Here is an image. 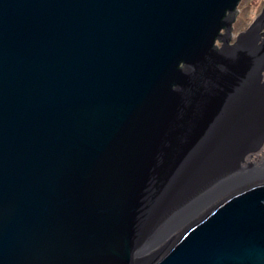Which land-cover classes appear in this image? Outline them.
<instances>
[{
	"label": "water",
	"instance_id": "obj_1",
	"mask_svg": "<svg viewBox=\"0 0 264 264\" xmlns=\"http://www.w3.org/2000/svg\"><path fill=\"white\" fill-rule=\"evenodd\" d=\"M240 1L0 0V264H264Z\"/></svg>",
	"mask_w": 264,
	"mask_h": 264
},
{
	"label": "rangeland",
	"instance_id": "obj_2",
	"mask_svg": "<svg viewBox=\"0 0 264 264\" xmlns=\"http://www.w3.org/2000/svg\"><path fill=\"white\" fill-rule=\"evenodd\" d=\"M264 6V0H242L240 4L237 6L239 13H237V17L235 18V22L233 24V28L231 30V34L233 37L237 36L241 32H244L250 24L254 21V19L261 13L262 8ZM264 79V73H263ZM264 159V146L262 148L261 153L257 157L251 158L255 164H259Z\"/></svg>",
	"mask_w": 264,
	"mask_h": 264
},
{
	"label": "flooded vegetation",
	"instance_id": "obj_3",
	"mask_svg": "<svg viewBox=\"0 0 264 264\" xmlns=\"http://www.w3.org/2000/svg\"><path fill=\"white\" fill-rule=\"evenodd\" d=\"M242 1V0H241ZM240 4V3H239ZM237 13H239V10L237 9ZM237 15L238 14H236V16H235V18L237 17ZM234 22H235V19H234ZM234 22L232 23V26H231V30H232V28H233V24H234ZM220 34L223 36V40H225V39H227L228 40V42L230 43V44H232V43H234L235 42V40H236V38H237V36H235V37H233V35L231 34V31H230V34L228 35V37L227 38H225L224 37V35H225V31L224 30H222L221 32H220ZM216 44L218 45V47H220L221 46V44H222V41H217L216 42Z\"/></svg>",
	"mask_w": 264,
	"mask_h": 264
},
{
	"label": "bare ground",
	"instance_id": "obj_4",
	"mask_svg": "<svg viewBox=\"0 0 264 264\" xmlns=\"http://www.w3.org/2000/svg\"><path fill=\"white\" fill-rule=\"evenodd\" d=\"M264 160V159H263ZM261 162H262V160H260ZM261 162H259V163H261ZM259 165V164H258Z\"/></svg>",
	"mask_w": 264,
	"mask_h": 264
}]
</instances>
